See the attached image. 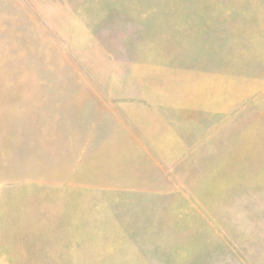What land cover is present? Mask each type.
Masks as SVG:
<instances>
[{"label": "rangeland", "instance_id": "rangeland-1", "mask_svg": "<svg viewBox=\"0 0 264 264\" xmlns=\"http://www.w3.org/2000/svg\"><path fill=\"white\" fill-rule=\"evenodd\" d=\"M0 264H264V0H0Z\"/></svg>", "mask_w": 264, "mask_h": 264}]
</instances>
